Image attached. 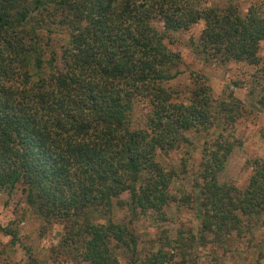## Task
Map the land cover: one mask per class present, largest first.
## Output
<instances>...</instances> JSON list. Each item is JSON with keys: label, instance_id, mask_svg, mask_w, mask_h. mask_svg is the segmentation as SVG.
Wrapping results in <instances>:
<instances>
[{"label": "trees", "instance_id": "trees-1", "mask_svg": "<svg viewBox=\"0 0 264 264\" xmlns=\"http://www.w3.org/2000/svg\"><path fill=\"white\" fill-rule=\"evenodd\" d=\"M199 21L201 54L257 68L248 95L264 109V0L244 12L232 0H0V190L21 183L45 221L68 222L60 245L81 263L119 264L115 247L133 251L130 228L112 216L125 203L121 194L133 209L166 220L176 197L159 157L187 131L232 123L242 112L231 90L215 100L199 72H190L186 96L168 85L179 54L164 39ZM55 29L67 37L59 54L39 36ZM139 99L149 114L146 128L135 130L130 113ZM236 142L223 133L203 142L194 191L180 198L194 208L198 234L175 240L178 255L163 229L141 264H197L194 245L226 252L238 237L264 240V155L250 161L244 188L218 178Z\"/></svg>", "mask_w": 264, "mask_h": 264}, {"label": "rangeland", "instance_id": "rangeland-1", "mask_svg": "<svg viewBox=\"0 0 264 264\" xmlns=\"http://www.w3.org/2000/svg\"><path fill=\"white\" fill-rule=\"evenodd\" d=\"M201 6H221L226 0H194ZM244 12L255 0H232ZM162 30L159 24H155ZM203 28L199 21L186 30L169 31L164 39L167 47L179 54L175 68L178 75L171 79L169 86L186 96L192 86L190 72L196 71L207 78L215 100L226 98L230 90L243 102V108L237 120L220 123L215 120L208 129L187 131L185 141L179 147L162 154L159 159L164 167L172 172L168 180V191L176 197V201L165 207L166 220H158L155 212H140L129 204V194L123 192L120 198L123 206L115 205L112 216L115 221L130 228L136 248L127 250L115 247L119 264H141L140 259L158 246L157 240L167 233L179 255L175 240L179 236L198 234L199 221L194 208L183 203L180 198L184 194H192L196 182V174L204 141L214 138L220 133L237 140L223 170L219 173V181L244 188L251 174L250 161L264 155V109L248 95L252 75L256 72L254 65L243 61H220L207 58L199 52L198 36ZM40 39L47 49H54L59 54V46L66 42V33L58 29L52 33L40 31ZM49 51L45 57L49 56ZM260 56H264V42L261 43ZM175 68L173 70H175ZM149 106L142 99L136 100L130 113V127L135 130L147 126ZM24 185L16 184L11 190H0V264H86L75 259L71 253L62 249L60 242L69 223L59 218L45 221L26 201ZM95 217L97 215L95 214ZM232 251L211 246L194 245L188 249L197 264H264V240L262 234L256 238L238 237L230 243ZM175 256L174 258H177ZM173 264V263H169Z\"/></svg>", "mask_w": 264, "mask_h": 264}]
</instances>
